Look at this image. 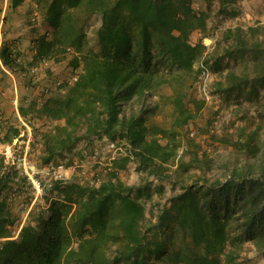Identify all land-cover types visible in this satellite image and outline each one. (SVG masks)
<instances>
[{"label":"trees","instance_id":"obj_1","mask_svg":"<svg viewBox=\"0 0 264 264\" xmlns=\"http://www.w3.org/2000/svg\"><path fill=\"white\" fill-rule=\"evenodd\" d=\"M26 1L9 0V8ZM30 1L46 4V32L34 41L35 58L60 62L70 56L78 70L61 98L18 106L22 119L56 122L40 136L37 166L72 165L68 155L80 143L106 139L126 151L114 159L116 167L123 169L134 160L138 173L168 180L173 188L178 184V190L151 215L152 222L143 203L154 190L147 178L129 185L112 171L99 184L55 181L43 195L45 207L14 238L10 192L21 175L16 165L5 166L0 172V264H243L246 246L264 264L262 127H239L233 135L228 129L222 134L209 129L207 139L187 141L178 154V132L204 105L195 98L186 102L187 89L202 82L201 68L195 67L199 60L214 72L216 93H234L247 101L262 94L264 99V22L227 28L202 58L206 46L190 39L206 32L208 13L195 9L194 0ZM76 12L100 17L99 51L88 49ZM0 59L10 73L19 67L5 44ZM239 61L244 65L236 69ZM164 86L171 90L174 120L167 128L150 127L146 116L153 110L151 100ZM18 135L10 126L0 134V143ZM192 169L198 171L194 177ZM190 177L194 179L187 183ZM155 190L162 194L164 186ZM155 230L182 232L194 251L170 252L165 243L148 237Z\"/></svg>","mask_w":264,"mask_h":264},{"label":"rangeland","instance_id":"obj_2","mask_svg":"<svg viewBox=\"0 0 264 264\" xmlns=\"http://www.w3.org/2000/svg\"><path fill=\"white\" fill-rule=\"evenodd\" d=\"M262 3L261 0H194V8L207 11L208 19L206 32L201 34L194 33L190 39L191 43L194 44L197 41H201L206 46L202 58L205 57L207 53L213 51L216 41L227 28H234L238 25L246 28L258 20L264 22V5ZM45 5L44 2L36 4L28 0L19 8L11 10L9 8V0H0V40L2 44H5L13 51L19 65L15 73H10L11 76L8 74L4 75L3 82L4 87H14L13 84H15V87H22L19 94V105L20 103L25 104L27 101L34 99L42 102L49 96L54 99L61 98L63 96L62 90H64L65 85L70 84L72 75L77 71V69H73L70 56L60 62L46 61L45 64L35 58L34 41L38 35L46 32L43 25ZM233 9L237 10L236 15H232ZM255 11H258L259 15ZM75 14H77L78 24L83 25L84 32L87 34L89 41L88 49L94 52L99 51L96 30L100 25V17L98 15L87 17L84 13L80 12H76ZM207 39L209 42L206 41ZM200 61L196 63V68L199 67ZM50 63L52 64L50 65ZM55 63L58 64L54 65ZM230 63L232 64L233 62L224 61L225 65ZM235 65L236 69H241L244 64L242 61H239ZM33 67L37 68L35 72H31ZM208 70L214 73L211 68ZM206 80V87H202V82L200 81L194 87L192 86L187 89V103L190 104L191 102L189 101L195 98L204 101V105L194 119L178 132L182 143L178 150L179 155L183 153V146L186 145L187 141L191 139H196V141L207 139V130L209 129L215 131L214 133L217 134H222L224 129H228L225 132H228V135H233L239 127L245 128L246 131H253L257 126H260L262 130L259 132V135L264 134V121L261 122L260 120V115H264V99L261 96L262 94L258 99L253 98L250 101L244 100V98L238 99L234 93H216V87L214 86L216 80L212 76ZM164 87L169 88L167 86ZM156 95L152 98L151 103L153 105L152 111L157 109L158 112L149 113L146 116V124L151 127L153 124L160 123L163 127H170L174 120L171 101L163 100V104L158 107V105H155ZM8 120V123L0 122L1 136L4 135L10 126L17 128L19 135L9 143H0V159L1 157L3 158L4 166L0 167V172L5 169V166L11 165H16L19 169L16 161L22 155L26 156L28 162L37 165L38 156L41 152L40 136L43 132L50 130L56 122L43 121L30 118L29 116L27 119L19 121L14 118V112L10 114ZM192 132H194L193 136H191ZM117 147L118 151H112L106 145L98 146V144H95V140L80 143L73 153L68 155L72 161V178L78 179L81 182H93L96 179H100L101 175L99 177L98 172L101 174V170L93 173V176L92 174L88 176L85 170L79 172L78 170L87 167L86 165L79 167V161L82 159V163L84 164L86 161L93 160V156H96L94 148H96L97 159H101L102 157L103 160H106L108 157L113 156L115 158L118 155L126 154L123 146ZM84 150L85 152H83ZM209 151H212V154H214L215 149L212 148ZM77 152H80V154L77 155ZM130 161L131 164L127 170L128 181L137 183L133 185H138L147 178L146 180L152 185L151 189H154L151 200H143L147 216L152 217V222H154L155 218L151 215H155L163 205L168 204V199L173 196L174 192H177L178 184L173 188L172 183L168 180H160L152 175L147 177L146 174H138L137 176L133 170L137 162L134 160ZM76 173H79L80 176H75ZM196 173L198 171L195 169H192L190 172L192 177ZM19 174L21 178L17 179L18 183L14 182V184H11L14 192H10L11 199L13 200L9 202L11 214L16 218L15 225L12 227L14 238L17 237L21 227L24 224L32 222L36 215L45 207L44 198L39 197L36 199L34 191L28 182L22 178L25 174L21 171H19ZM123 176L125 177V174ZM192 177L188 178L187 183L193 181L194 178L192 179ZM159 185L164 186L162 194L156 193L155 189ZM148 237H151L156 242L165 243L167 250L170 252L183 248L189 252L194 251L190 243H186L182 232L173 231L168 233V231L155 230L148 233ZM242 263L262 264V259L252 247L246 246Z\"/></svg>","mask_w":264,"mask_h":264},{"label":"crops","instance_id":"obj_3","mask_svg":"<svg viewBox=\"0 0 264 264\" xmlns=\"http://www.w3.org/2000/svg\"><path fill=\"white\" fill-rule=\"evenodd\" d=\"M261 1L263 2L262 4L264 5V0H261ZM255 12H258V11H255ZM257 15H259V12L257 13ZM2 45H4V44H2V42L0 40V46H2ZM1 48H0V50H1ZM51 64L52 63H50V65ZM57 64L58 63H55L54 65H57ZM5 74L10 75V72L3 66L2 61L0 59V120H1L0 122L8 123L9 122L8 119L10 117V114H13V112H14V118H16V119H18L20 121V120H22V118H21V116L19 115V112H18V105H19L18 102H19V94L21 93V88L22 87H15V84H13L14 87H4L3 80H4V75ZM161 90L156 95L155 105H158V107H160L159 105L163 104L162 103L163 100H167L168 102L171 101V104H172V94H171L169 88L167 89L165 87H162ZM62 94H64V90H62ZM155 111H152L150 114H152L153 112L154 113L158 112L157 109ZM172 113H173V105H172ZM3 120L6 121V122H4ZM146 121H147V117H146ZM157 124L160 125V123H156V124H153V125H157ZM107 142L108 141L106 139L95 140V144H98V146H101V145H106L107 146ZM94 151H95L96 156L95 157L93 156V158H94L93 160L91 159V161H88V162L86 161V162H84V164L82 163L83 162L82 159L79 161V163H80L79 167H83L85 165L87 166V167H85V169L78 170L79 172L82 171V170H85V171H87L88 176H90L91 174L93 176V173L98 172L99 170H101V172H102L101 174L98 172L99 177H100V175H101V177H100V179H98V182L96 184H99L102 181L106 180L107 177H108V174L110 172H112V171H115L117 173L118 177L122 181H124L126 184H129V185L137 184V183H132V182L128 181L127 170L129 169V165L131 164V161H129L127 163L126 167L123 168V169L122 168H118V167H116L114 165V159L115 160H119L124 154L123 155H118L115 158L113 156L112 157H108V159L103 160L102 157H101V159L100 158L97 159L96 148H94ZM83 152H85V150ZM136 167H137V163L135 164V167L133 168V170L135 171V174H137V176H138V174L140 175V173H138L136 171ZM124 174H125V177L123 176ZM76 175L80 176L79 173H76L75 176ZM85 179H87V178L85 177Z\"/></svg>","mask_w":264,"mask_h":264},{"label":"built area","instance_id":"obj_4","mask_svg":"<svg viewBox=\"0 0 264 264\" xmlns=\"http://www.w3.org/2000/svg\"><path fill=\"white\" fill-rule=\"evenodd\" d=\"M42 63H46V60H43ZM201 68L202 75V87L207 86V80L212 76V73L205 68L202 64H199ZM36 67L31 69V72H35ZM78 77V70L74 72L70 79V83L76 81ZM193 134V132L191 133ZM107 147L112 151H118V147L113 142H107ZM17 165L20 171L25 174L27 177L28 183L32 186L34 190L35 198L43 197L45 191L49 189L53 182L55 181H69L73 177V167L72 165L66 166L64 163L58 164H47L44 166H37L31 164L26 160V156H19L17 159ZM84 173V172H82ZM98 182V179L94 180Z\"/></svg>","mask_w":264,"mask_h":264},{"label":"water","instance_id":"obj_5","mask_svg":"<svg viewBox=\"0 0 264 264\" xmlns=\"http://www.w3.org/2000/svg\"><path fill=\"white\" fill-rule=\"evenodd\" d=\"M206 41H208L209 42V40L207 39Z\"/></svg>","mask_w":264,"mask_h":264},{"label":"bare ground","instance_id":"obj_6","mask_svg":"<svg viewBox=\"0 0 264 264\" xmlns=\"http://www.w3.org/2000/svg\"><path fill=\"white\" fill-rule=\"evenodd\" d=\"M208 42V41H207Z\"/></svg>","mask_w":264,"mask_h":264}]
</instances>
